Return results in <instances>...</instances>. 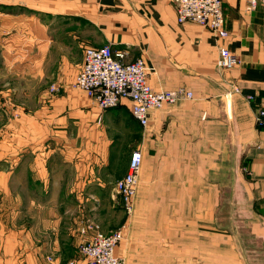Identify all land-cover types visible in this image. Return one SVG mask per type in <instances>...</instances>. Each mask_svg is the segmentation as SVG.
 <instances>
[{
	"label": "crops",
	"instance_id": "0c3cea01",
	"mask_svg": "<svg viewBox=\"0 0 264 264\" xmlns=\"http://www.w3.org/2000/svg\"><path fill=\"white\" fill-rule=\"evenodd\" d=\"M222 10L228 37L218 40L177 23L173 0H0V264H66L85 220L114 229L103 217L112 208L122 247L139 235H179L176 226L183 240L193 230L224 236L212 232L221 187L209 175L226 168L233 190L243 185L250 234L264 241V124L255 123L264 111V5L222 0ZM105 45L152 67V89L183 87L193 98L152 112L145 129L127 100L100 110L73 82L84 50ZM221 47L240 64L219 70ZM117 145L142 153L130 214L114 191L130 159L113 175ZM231 240L244 256L239 235Z\"/></svg>",
	"mask_w": 264,
	"mask_h": 264
},
{
	"label": "built area",
	"instance_id": "2783aa9c",
	"mask_svg": "<svg viewBox=\"0 0 264 264\" xmlns=\"http://www.w3.org/2000/svg\"><path fill=\"white\" fill-rule=\"evenodd\" d=\"M250 8L264 5V0H248ZM176 21L179 24L193 23L208 29L218 40L228 37L222 10V0H173ZM126 51L113 50L110 45L100 48H86L83 63L77 73L73 87L83 91L100 110L117 107L123 100L130 102L132 118L145 129L152 112L191 100L193 93L183 87L173 90H154L148 83V75L153 71L143 59L126 61ZM240 64L237 57L226 47H221L216 59L219 70H230ZM57 86L49 88L50 93L58 91ZM235 93L240 90L234 87ZM251 100V96L246 97ZM258 127L264 124V111L255 117ZM142 153L133 150L125 175L114 184L126 212L133 210L136 196L137 176L141 168ZM83 237L77 249V257L67 264H125L115 254L122 239L121 231L108 235L100 232L92 220H85L79 229Z\"/></svg>",
	"mask_w": 264,
	"mask_h": 264
},
{
	"label": "rangeland",
	"instance_id": "374dc122",
	"mask_svg": "<svg viewBox=\"0 0 264 264\" xmlns=\"http://www.w3.org/2000/svg\"><path fill=\"white\" fill-rule=\"evenodd\" d=\"M130 145L132 146V144L129 143V150L131 149ZM123 147L122 145L119 148L117 145V159L112 169L113 175L118 176V174L123 172L126 156L127 158L130 156V151L119 150L123 149ZM209 179L212 182H217L221 187L218 193L217 206L214 210L217 227L212 232L215 233L217 231L218 234L224 236L216 237V235H213V238H210V235H208V237L199 238L198 235H194L196 232L193 230L192 235H190L191 238L183 240V230L181 227L176 226L173 234L178 233L179 235H139L138 240L135 236L130 247H122L119 243L115 250L116 256L120 258L128 252L131 256H129L127 262L124 257H121L125 264H264V241L262 238L250 234L251 225L249 221L254 220V218L249 209V202L246 194H244L243 185L241 184L240 189L238 188L239 193H237L236 185V191L233 190L234 184H231L233 183L231 170L228 175L227 168L222 170V172L214 170L209 175ZM110 180L112 182L114 179L111 178ZM233 180H236V178L233 177ZM235 200L238 201V206ZM115 201L117 202L116 206L119 207L118 200L116 199ZM110 211L109 214L107 212L104 213L103 217L107 221L109 220V225L114 227L110 232L112 233L119 231L120 213L119 208H112ZM98 223L100 224V222ZM98 223L96 225L99 227ZM160 227L164 228V234H171V229L169 230L171 227L167 225H160ZM100 232L103 235L110 234L101 230ZM234 234L239 235L241 248L245 254L244 256L241 255L240 258L232 254L233 242L231 235ZM159 238H163L162 241H158L157 239ZM205 244H208L207 251L203 246ZM217 245L220 246L218 250H222L220 253L215 252Z\"/></svg>",
	"mask_w": 264,
	"mask_h": 264
}]
</instances>
